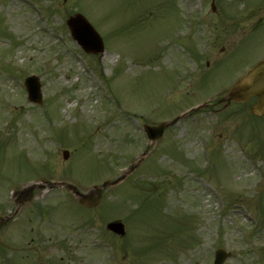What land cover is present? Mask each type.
<instances>
[{
    "label": "rangeland",
    "instance_id": "374dc122",
    "mask_svg": "<svg viewBox=\"0 0 264 264\" xmlns=\"http://www.w3.org/2000/svg\"><path fill=\"white\" fill-rule=\"evenodd\" d=\"M74 12L94 24L104 53L72 39ZM206 45L211 64L194 70L182 51L200 56ZM263 56L264 0H216L215 13L210 0H0V214L15 208L11 188L46 179L85 191L147 152L93 209L63 188L37 190L0 233L4 259L212 264L222 248V264H264V115L253 118L248 104L202 108L148 148L141 130L219 94ZM30 72L41 104L27 101ZM112 219L123 220L124 237L105 229ZM172 222L183 224L175 234Z\"/></svg>",
    "mask_w": 264,
    "mask_h": 264
},
{
    "label": "water",
    "instance_id": "95a60500",
    "mask_svg": "<svg viewBox=\"0 0 264 264\" xmlns=\"http://www.w3.org/2000/svg\"><path fill=\"white\" fill-rule=\"evenodd\" d=\"M67 23L71 29L73 37L86 52L97 53L102 51L101 38L82 15L75 14L71 16ZM25 83L29 90V98L36 102H40L41 93L37 78L30 77L25 81ZM251 95H256L258 97L259 102L255 109H260L261 104L264 102V59L247 71L244 77L227 92L225 99L228 101H245ZM154 129L155 128H150V133L155 136L159 135L153 132ZM48 184V182H43L40 184L35 183L24 187L18 193H24L27 195L25 199H30L33 195V190L43 188ZM107 184L108 183H104L101 186H94L87 193H79L76 188L70 184H66V187L78 196L79 203L86 206H93L100 200L102 188ZM107 228L119 234L124 233L123 224L120 222H111L107 225ZM223 257L224 253L221 252L218 264L223 259Z\"/></svg>",
    "mask_w": 264,
    "mask_h": 264
}]
</instances>
